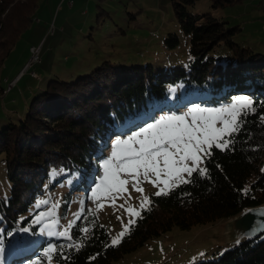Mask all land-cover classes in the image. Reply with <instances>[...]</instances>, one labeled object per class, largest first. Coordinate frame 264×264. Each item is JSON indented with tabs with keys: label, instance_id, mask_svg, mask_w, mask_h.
Listing matches in <instances>:
<instances>
[{
	"label": "trees",
	"instance_id": "16d2710c",
	"mask_svg": "<svg viewBox=\"0 0 264 264\" xmlns=\"http://www.w3.org/2000/svg\"><path fill=\"white\" fill-rule=\"evenodd\" d=\"M171 1L189 39L186 55L178 58L183 64L104 60L41 82L31 74L38 75L41 58L13 86L3 87V79L12 80L3 75L5 61L40 23V0H0V163L8 185L0 195V251L9 264H45L50 245L56 246L51 264H112L174 227L213 225L264 205V52L235 39L239 26L211 12L191 13L198 0ZM240 1L213 0L212 7ZM168 35L167 48L179 46L177 34ZM27 74L21 89L27 97L20 100L11 93ZM240 98L252 101L251 107L242 108L228 146L213 145L205 156L206 174L193 172L190 182L153 194L122 241L112 244L97 210L86 209L84 200L99 182L108 135L118 132L124 139L136 124L165 111ZM46 212L58 217L57 228H46ZM65 230L63 236L50 234ZM201 255L186 264H264V234Z\"/></svg>",
	"mask_w": 264,
	"mask_h": 264
},
{
	"label": "rangeland",
	"instance_id": "374dc122",
	"mask_svg": "<svg viewBox=\"0 0 264 264\" xmlns=\"http://www.w3.org/2000/svg\"><path fill=\"white\" fill-rule=\"evenodd\" d=\"M69 2L73 3L71 7L68 5ZM212 3L213 0H198L189 8V11L193 14L211 12L214 17H221L231 25L239 26L235 39L264 52V0H241L236 5L224 9H214ZM37 18L40 23H33L5 61L3 75L12 78L10 83L19 76L24 64L29 60L32 45L42 44V63L35 68L38 73L37 78L40 76L41 82L48 76H60L77 68L88 67L89 64L98 65L104 60L115 63L150 61L154 64L166 61L179 66L184 62L180 63L178 58L185 56L189 47V39L180 28L171 0H40ZM49 27L53 30L47 33ZM170 33L177 34L180 39V44L176 48H167L166 39ZM0 75L2 76V73ZM26 80H29L28 74L11 93L15 98L24 100L27 97L25 93H21L23 82ZM10 83L7 84L4 79L1 82L3 87H8ZM233 103H235L234 100L216 106L198 104L182 107L177 112L165 111L155 119L136 124L135 127L139 128L135 131L149 123H154L162 116L182 115L194 107L223 108ZM22 105L20 107H23ZM2 107L3 104H0V108ZM188 119L190 120V117ZM216 126L223 127L222 123H217ZM126 132L123 130V133ZM114 134L108 135L101 160L111 155V151H108L109 147L116 139L122 138L120 135L110 138ZM130 134L131 132L128 135ZM228 135L225 134L220 142H226ZM200 155L202 163L199 167L204 168L205 155L203 153ZM188 164L193 166L191 160ZM161 167H163L162 164ZM4 169V164L0 163V195L8 189L4 180ZM102 175L103 169L100 176ZM181 175L184 180L190 177L187 173ZM99 179L100 177L98 181ZM122 179L129 181L125 185L127 191L109 193L107 196L100 192L98 195L101 198L97 200L92 194L88 195L90 192L88 190L84 198L86 209L97 210L99 221L107 228L112 244L115 238L120 237V233L123 232L125 235L142 211L150 206L153 194L159 192L161 188L169 192L183 183L180 179L173 177L168 187L160 182L153 184L150 181H155L156 177L151 172L147 180L141 172L138 185L133 176L127 173L122 174ZM165 179L168 177L162 173L160 180ZM136 187L142 188L143 191H137ZM99 204L103 207H98ZM128 208L134 209L139 215L130 214L127 211ZM243 214L244 212L239 216ZM45 216L46 220L43 223L46 228L58 227L59 219L56 215L46 212ZM234 220H220L213 225H196L189 230L174 227L112 264H186L193 257H198L200 260L203 258L201 253L211 252L218 246L233 242ZM129 221L133 222L129 223ZM126 228L127 231H125ZM124 235L116 244L122 241ZM242 238H238V241ZM39 254H42V251L36 252L35 255ZM0 264H9L4 260L2 251H0ZM45 264L51 263L47 261Z\"/></svg>",
	"mask_w": 264,
	"mask_h": 264
},
{
	"label": "snow or ice",
	"instance_id": "6c2138e0",
	"mask_svg": "<svg viewBox=\"0 0 264 264\" xmlns=\"http://www.w3.org/2000/svg\"><path fill=\"white\" fill-rule=\"evenodd\" d=\"M251 104L252 101L249 99L240 98L230 106L223 108L194 107L182 115L162 116L154 123H149L138 131L132 132L126 138L116 139L112 145L111 155L102 161L103 175L100 176L99 183L95 185L92 192L93 198L99 200L101 197L98 193L100 192L107 196L109 193L127 191L125 185L129 181L122 179L123 173L133 176L138 185L141 172L145 180L151 172L156 180L150 182L153 184L160 182L166 187L169 186V181L173 177L185 183L190 182L183 179L182 173H187L188 176H191L193 172L206 174L207 169L199 167L202 163L200 153L210 156L213 144L219 148H226L228 142L221 143L222 137L238 130L241 109L251 107ZM217 123H222L223 127H217ZM205 145L207 147H204ZM189 160L193 162V166H189ZM162 173L168 179L161 181ZM136 190L143 191L139 187H136ZM161 194H167L165 188H161L156 193V195ZM41 203H46V201H41ZM143 203L142 201V206ZM98 207H103V205L99 204ZM127 211L130 214L139 215L132 208H128ZM36 219L39 221L41 217L38 216ZM132 222L129 221V223ZM83 231L88 230L85 228ZM66 233L67 230L50 234L63 236ZM123 235V232L120 233V237ZM120 237L115 238L113 244L118 243ZM55 251V245H50L46 249L45 255L49 257V261L51 260L50 254Z\"/></svg>",
	"mask_w": 264,
	"mask_h": 264
},
{
	"label": "water",
	"instance_id": "95a60500",
	"mask_svg": "<svg viewBox=\"0 0 264 264\" xmlns=\"http://www.w3.org/2000/svg\"><path fill=\"white\" fill-rule=\"evenodd\" d=\"M116 133L110 138L118 136ZM232 227L233 242L238 238L251 236L259 237L264 234V206H258L244 211L243 216L235 217Z\"/></svg>",
	"mask_w": 264,
	"mask_h": 264
},
{
	"label": "built area",
	"instance_id": "2783aa9c",
	"mask_svg": "<svg viewBox=\"0 0 264 264\" xmlns=\"http://www.w3.org/2000/svg\"><path fill=\"white\" fill-rule=\"evenodd\" d=\"M70 5H72V2H69ZM52 27L50 28V32L52 31ZM31 52V56L28 60V62L26 63V65L24 66V68L22 69V71L20 72L19 76L16 77L11 83H10V87L13 86L18 79L25 73L27 72L30 68H32L34 65H36L37 63L40 62L41 60V44L39 46H32L30 49ZM32 75L37 77L36 73L33 71Z\"/></svg>",
	"mask_w": 264,
	"mask_h": 264
}]
</instances>
